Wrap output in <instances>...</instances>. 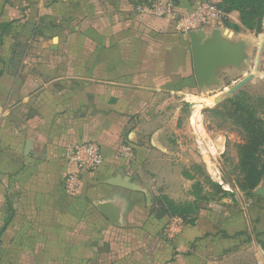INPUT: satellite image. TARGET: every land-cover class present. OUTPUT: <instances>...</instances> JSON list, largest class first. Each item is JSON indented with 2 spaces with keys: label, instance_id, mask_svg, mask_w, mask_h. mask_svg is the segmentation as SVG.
Instances as JSON below:
<instances>
[{
  "label": "crops",
  "instance_id": "crops-1",
  "mask_svg": "<svg viewBox=\"0 0 264 264\" xmlns=\"http://www.w3.org/2000/svg\"><path fill=\"white\" fill-rule=\"evenodd\" d=\"M153 1L0 0V264H264L250 233L226 231L240 225L187 224L153 201L171 166L166 109L195 81L187 36L136 13ZM169 1L179 12L222 2ZM87 142L103 164L66 194L76 165L63 155ZM97 203L122 206V226Z\"/></svg>",
  "mask_w": 264,
  "mask_h": 264
},
{
  "label": "rangeland",
  "instance_id": "rangeland-1",
  "mask_svg": "<svg viewBox=\"0 0 264 264\" xmlns=\"http://www.w3.org/2000/svg\"><path fill=\"white\" fill-rule=\"evenodd\" d=\"M250 9L248 5L246 11ZM224 12L225 17L213 28L220 29L224 38L232 42L244 41L247 60L239 70H220L223 77L219 85L200 89L194 81L190 90L172 99L165 115L171 166L152 190L153 201L161 197L178 202L175 204L184 207L181 217L187 224L210 215L215 229L224 224L240 225L226 231L235 229V236H241L244 243L250 242V233L255 239L254 247L263 249L264 200L252 191L263 185L264 174L251 191L249 177L264 170V15L260 26L248 29L239 11ZM251 21L256 25L257 18ZM250 74L254 75L250 82L229 93ZM197 108L201 117L199 130L190 121ZM182 224L186 227L183 222L179 225ZM170 230L169 222L163 225L161 235L166 243L175 238Z\"/></svg>",
  "mask_w": 264,
  "mask_h": 264
},
{
  "label": "built area",
  "instance_id": "built-area-1",
  "mask_svg": "<svg viewBox=\"0 0 264 264\" xmlns=\"http://www.w3.org/2000/svg\"><path fill=\"white\" fill-rule=\"evenodd\" d=\"M138 15L163 19L168 22L173 31L181 36H187L194 31H207L220 24L225 17L224 10L215 1L198 2L191 10L179 12L169 0H155L150 3H140L135 7ZM122 158L130 159L133 148L123 145L119 149ZM63 158L76 165L75 172L70 173L64 181L66 194H73L79 187L82 172H95L103 164L104 156L101 147L96 142H87L68 150Z\"/></svg>",
  "mask_w": 264,
  "mask_h": 264
},
{
  "label": "water",
  "instance_id": "water-1",
  "mask_svg": "<svg viewBox=\"0 0 264 264\" xmlns=\"http://www.w3.org/2000/svg\"><path fill=\"white\" fill-rule=\"evenodd\" d=\"M229 35L233 36V33ZM187 38L192 54L194 78L200 89L219 85L223 77L219 73L220 70L225 68L239 70L247 60L245 42H232L224 38L223 32L220 29H213L209 33L203 30L190 32ZM55 41L56 39H54ZM262 44H264V37ZM261 50L262 46L259 51ZM253 78V74L248 75L232 87L229 93L237 91ZM119 185L131 191L138 190L135 185L127 181ZM252 194L264 200V183L261 187L252 191ZM96 207L113 225L122 226V206H115L112 203H97Z\"/></svg>",
  "mask_w": 264,
  "mask_h": 264
},
{
  "label": "trees",
  "instance_id": "trees-1",
  "mask_svg": "<svg viewBox=\"0 0 264 264\" xmlns=\"http://www.w3.org/2000/svg\"><path fill=\"white\" fill-rule=\"evenodd\" d=\"M248 5L252 6L250 11H246ZM220 7L226 12L239 11L243 19L241 22L248 29H254V27L260 26L261 19L264 15V0H222ZM249 17V20L247 19ZM257 18L256 25L252 24V19ZM263 171H258L254 175H250V191L253 190L259 183L260 178L263 176ZM164 202L163 212L168 216H180L184 212V207L176 205L170 200H162ZM182 218V217H181ZM264 251V242H261Z\"/></svg>",
  "mask_w": 264,
  "mask_h": 264
},
{
  "label": "bare ground",
  "instance_id": "bare-ground-1",
  "mask_svg": "<svg viewBox=\"0 0 264 264\" xmlns=\"http://www.w3.org/2000/svg\"><path fill=\"white\" fill-rule=\"evenodd\" d=\"M194 114L192 115V117H191V124H192V126L195 128V129H197V130H199L200 129V110L197 108L194 112H193ZM212 176L213 177H215V173H212Z\"/></svg>",
  "mask_w": 264,
  "mask_h": 264
}]
</instances>
